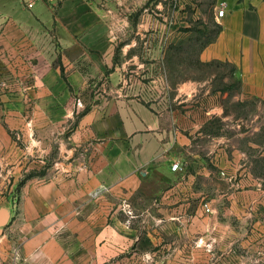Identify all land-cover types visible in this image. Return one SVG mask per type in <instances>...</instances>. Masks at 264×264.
<instances>
[{"label": "rangeland", "instance_id": "rangeland-1", "mask_svg": "<svg viewBox=\"0 0 264 264\" xmlns=\"http://www.w3.org/2000/svg\"><path fill=\"white\" fill-rule=\"evenodd\" d=\"M46 1L55 11L59 0ZM134 1L100 2L117 32L122 92L161 118L166 160L181 171L166 186L154 172L129 197L96 189L90 204L107 207L134 241L120 247L114 264H264V92L250 95L235 65L204 57L218 35L217 0ZM44 70L37 58L0 61V210L8 213L1 229L16 216L28 184L93 172L104 167L100 152H114L98 151L87 128L74 132L81 113L107 99V84L72 93L75 112L61 132H32L27 112L42 100L50 79Z\"/></svg>", "mask_w": 264, "mask_h": 264}, {"label": "crops", "instance_id": "crops-1", "mask_svg": "<svg viewBox=\"0 0 264 264\" xmlns=\"http://www.w3.org/2000/svg\"><path fill=\"white\" fill-rule=\"evenodd\" d=\"M101 1L59 0L52 11L46 0H0V61L37 58L38 67L50 76L42 84L39 106L27 112L33 119L32 132H61L75 112L69 104L72 93L107 84V99L81 113L74 132L87 128L99 143L98 151L114 150L98 154L104 167L93 172L81 170L65 178L56 174L47 184H28L19 193L16 216L1 230L0 264H114L120 247L134 241L131 230L121 228L114 216L108 218L107 207L90 204L96 189L106 188L110 197H129L154 172L162 186L177 177L178 172L170 170L173 162L166 160L171 154L162 141L161 118L122 92L115 63L117 32L100 8ZM216 5L225 10L217 17L221 30L203 55L235 65L245 91L261 95L264 0H217ZM35 119H42V125ZM173 226L177 229L171 224V231ZM153 256L156 263L157 255ZM144 257L151 258H138Z\"/></svg>", "mask_w": 264, "mask_h": 264}, {"label": "built area", "instance_id": "built-area-1", "mask_svg": "<svg viewBox=\"0 0 264 264\" xmlns=\"http://www.w3.org/2000/svg\"><path fill=\"white\" fill-rule=\"evenodd\" d=\"M224 13H225L224 8L218 9V11H217V13H216V16L219 17V18H221V17L224 15ZM170 170H171L172 172H180V171H181V165H180V163H178V162H173V163L171 164ZM203 208H204V212H205V213H210V208L208 207L207 204H204V205H203Z\"/></svg>", "mask_w": 264, "mask_h": 264}, {"label": "water", "instance_id": "water-1", "mask_svg": "<svg viewBox=\"0 0 264 264\" xmlns=\"http://www.w3.org/2000/svg\"><path fill=\"white\" fill-rule=\"evenodd\" d=\"M8 213L6 210H0V234H1V227H3L7 221Z\"/></svg>", "mask_w": 264, "mask_h": 264}, {"label": "trees", "instance_id": "trees-1", "mask_svg": "<svg viewBox=\"0 0 264 264\" xmlns=\"http://www.w3.org/2000/svg\"><path fill=\"white\" fill-rule=\"evenodd\" d=\"M212 7H213V5H212ZM215 27L217 28V32H216V34H219L220 33V30H221V27H220V25L219 24H215ZM214 38V37H213ZM213 39H211V41H212ZM211 41H209L207 44H209V43H211ZM84 112H86V110L84 111Z\"/></svg>", "mask_w": 264, "mask_h": 264}]
</instances>
